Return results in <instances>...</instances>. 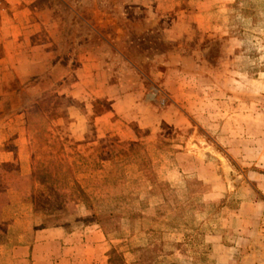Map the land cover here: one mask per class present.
<instances>
[{
    "label": "rangeland",
    "instance_id": "1",
    "mask_svg": "<svg viewBox=\"0 0 264 264\" xmlns=\"http://www.w3.org/2000/svg\"><path fill=\"white\" fill-rule=\"evenodd\" d=\"M260 148L264 0H0V264H33L38 226L217 264Z\"/></svg>",
    "mask_w": 264,
    "mask_h": 264
},
{
    "label": "crops",
    "instance_id": "2",
    "mask_svg": "<svg viewBox=\"0 0 264 264\" xmlns=\"http://www.w3.org/2000/svg\"><path fill=\"white\" fill-rule=\"evenodd\" d=\"M256 138L261 140L260 135ZM259 153L257 160H264V148ZM246 175L242 182L245 196L236 209L227 212L225 229L207 236L217 264H264V172L249 170ZM33 237V241L25 244L27 249L37 252L33 264H39V257L43 264L109 262L105 236L96 227L66 231L60 226H38Z\"/></svg>",
    "mask_w": 264,
    "mask_h": 264
},
{
    "label": "trees",
    "instance_id": "3",
    "mask_svg": "<svg viewBox=\"0 0 264 264\" xmlns=\"http://www.w3.org/2000/svg\"><path fill=\"white\" fill-rule=\"evenodd\" d=\"M99 169H100V170H103V167H100ZM103 171H104V173H105L104 176H105L107 173H108V174L111 173L110 170H108V171L103 170ZM97 179H98V178H97ZM81 195H82V193H81ZM107 196H108V194H107ZM108 199H109V198H108ZM112 199H114V198H112ZM97 200H98V199L94 200L93 203H94V202H98ZM92 209H93V207H92ZM94 211H96V210H94ZM108 256H109V264H122V262H119L118 260L111 259L109 253H108Z\"/></svg>",
    "mask_w": 264,
    "mask_h": 264
}]
</instances>
